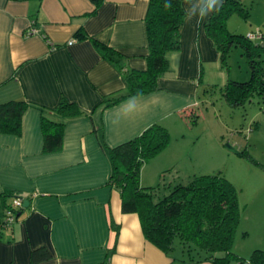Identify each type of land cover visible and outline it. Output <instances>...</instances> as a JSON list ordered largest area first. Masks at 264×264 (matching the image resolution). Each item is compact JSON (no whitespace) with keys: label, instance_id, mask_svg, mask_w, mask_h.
I'll use <instances>...</instances> for the list:
<instances>
[{"label":"crops","instance_id":"crops-1","mask_svg":"<svg viewBox=\"0 0 264 264\" xmlns=\"http://www.w3.org/2000/svg\"><path fill=\"white\" fill-rule=\"evenodd\" d=\"M148 2L0 0V105L28 104L21 134H0V220L14 197L29 203L0 232V264H211L167 257L144 238L138 216L121 211L119 191L109 185L107 150L153 124L170 135L183 133L197 105L200 78L210 81L220 68L219 52L204 30L216 10L201 19L204 0L185 1L180 48L169 54L158 90L105 108L103 102L123 94L125 84L91 40L121 54L126 68L144 70ZM30 28L35 34H28ZM79 31L86 38L78 39ZM62 100L82 114L66 120L61 149L45 153L41 115L58 120L50 111ZM170 144L142 166V187H152L172 169L180 180L215 174L212 166L227 156L219 142L189 154ZM251 203L255 213H264V191ZM257 214L255 241L247 243L238 232L235 238L233 250L243 258L264 249V223L259 225ZM34 252L41 254L36 261Z\"/></svg>","mask_w":264,"mask_h":264},{"label":"trees","instance_id":"trees-1","mask_svg":"<svg viewBox=\"0 0 264 264\" xmlns=\"http://www.w3.org/2000/svg\"><path fill=\"white\" fill-rule=\"evenodd\" d=\"M185 1L189 0H149L144 20L147 38L144 70L126 68L121 54L91 40L98 53L121 72L125 84L123 94L103 102L105 108L158 90L159 80L169 71V54L180 48ZM233 14L246 16L247 12L236 0H222L219 11H215L204 23V30L219 52L223 67L226 68V57L233 47L244 50L250 78L246 82L228 79L220 90L226 103L233 108L247 104L253 97L264 104V68L256 60L258 50H264V45L249 40V33H230L226 20ZM76 37L84 39L86 35L79 31ZM200 82L201 78L199 86ZM27 108L25 101L1 104L0 134L19 136ZM50 113L59 118L51 120L44 113L41 115L45 153L61 149L66 120L82 114L74 103L66 100L60 101ZM192 115L193 111L188 117ZM170 139L166 128L153 124L138 137L107 150L111 162L109 185L119 191L121 211L136 214L144 238L167 257L190 263L264 264V249L253 250L248 258L239 256L233 250L240 223V207L236 188L221 172L193 176L186 183L158 184L154 187L140 185L142 166L160 154L169 145ZM238 155L245 156L244 153ZM161 190L162 195L159 194ZM40 255L34 252L33 260L36 261ZM42 257H47V253L44 252Z\"/></svg>","mask_w":264,"mask_h":264},{"label":"rangeland","instance_id":"rangeland-1","mask_svg":"<svg viewBox=\"0 0 264 264\" xmlns=\"http://www.w3.org/2000/svg\"><path fill=\"white\" fill-rule=\"evenodd\" d=\"M236 1L242 4L247 15L233 14L228 17L227 30L235 35H261L262 38L252 42L264 45V0ZM256 60L264 68V50H258ZM225 63L226 68L220 65L210 81L201 79L197 105L192 109L194 116L184 120L183 133L170 135V145L176 149L183 148L185 154H189L198 151L204 144L220 143L227 156L219 166L214 165L212 168L216 169L214 172H221L236 188L240 207L238 233H241L247 243H253L260 235V230L253 229L257 213L251 206V199L264 191V104L257 97L237 108L226 103L220 88H224L228 79L235 82L248 81L250 68L244 50L239 47H233L228 52ZM238 153H244L245 156ZM182 165L183 163L181 169L184 170ZM173 170L175 169L165 172L161 179L155 180L151 185L154 187L158 184L188 182L180 176L182 179H178ZM159 194L162 195L163 190ZM257 216L261 219L259 225L264 223V213ZM246 230L249 231L248 234ZM248 254L251 253H242L245 256H249Z\"/></svg>","mask_w":264,"mask_h":264},{"label":"built area","instance_id":"built-area-1","mask_svg":"<svg viewBox=\"0 0 264 264\" xmlns=\"http://www.w3.org/2000/svg\"><path fill=\"white\" fill-rule=\"evenodd\" d=\"M35 30L33 28L29 29V35L35 34ZM249 40H256L257 38H262L261 35H254L253 33H249L247 35ZM71 43V42H70ZM24 199L14 197L11 204L6 206L4 209L3 217L0 220V232L3 228L9 227L13 224L16 219L17 213L21 211Z\"/></svg>","mask_w":264,"mask_h":264},{"label":"clouds","instance_id":"clouds-1","mask_svg":"<svg viewBox=\"0 0 264 264\" xmlns=\"http://www.w3.org/2000/svg\"><path fill=\"white\" fill-rule=\"evenodd\" d=\"M169 7L170 5H165ZM213 10L219 11L218 0H204V6L199 9L201 19L210 14Z\"/></svg>","mask_w":264,"mask_h":264},{"label":"water","instance_id":"water-1","mask_svg":"<svg viewBox=\"0 0 264 264\" xmlns=\"http://www.w3.org/2000/svg\"><path fill=\"white\" fill-rule=\"evenodd\" d=\"M228 150H230V148L229 147H226ZM28 201L27 200H25L24 202H23V205H22V209H25V208H27L28 207Z\"/></svg>","mask_w":264,"mask_h":264}]
</instances>
